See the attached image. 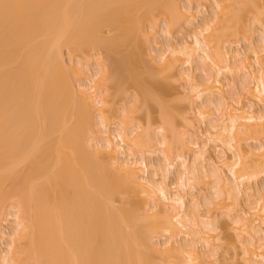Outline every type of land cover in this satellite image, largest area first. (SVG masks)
<instances>
[{"label": "bare ground", "instance_id": "1", "mask_svg": "<svg viewBox=\"0 0 264 264\" xmlns=\"http://www.w3.org/2000/svg\"><path fill=\"white\" fill-rule=\"evenodd\" d=\"M178 2L0 0V212L12 201L9 217L14 219L8 230L10 244L0 252V263L153 264L152 256L157 254L167 264L177 253L182 262L176 264H201L202 256L206 263L219 256L217 247L221 246L213 244L215 236L210 233L219 228H214L218 222L213 217L220 211L230 217L227 225L236 226L246 264H264V187L255 194L244 188L264 176L263 0H206L212 3L214 15L194 23L192 43L180 41V50L169 43L171 39L163 47L155 43L160 48L150 59L160 74L177 70L183 80L187 78V100L203 121L207 118L202 122L204 132H193L188 139L179 134L183 148L193 155L192 162L182 154L174 155L172 140L177 127L162 97L153 96L164 97L168 87L147 72L148 67V74L141 75L136 69L142 64L138 39H155V34L148 36L143 30L145 21L151 22L153 31L156 17L165 15L166 34L172 36L173 19L182 18L190 25L198 19L200 6L195 11L189 6L180 8ZM247 20L260 25L262 40L241 53L227 45L242 28L253 30ZM128 46L139 52L131 49L116 59L118 49ZM181 49L184 54L178 53ZM94 51L98 69L84 79L90 86L87 81V85L84 81L72 83L71 71L86 75L81 63L73 66L72 56L89 58ZM64 54L70 57L69 66ZM253 61L258 63L257 73ZM193 62H199L205 74L201 82L181 68L185 64L191 67ZM124 70L128 71L127 82L138 93L133 100L135 110L140 103L149 109L153 103L160 108L163 128L157 141L163 158L156 165L158 170L153 168L154 176L153 172L149 175L145 151L137 150L144 148L147 133L139 131L133 136L134 132L121 127L116 135L109 131L108 84L113 82L117 91L122 90ZM225 89H230L228 94ZM93 113L100 117L96 125L104 128L97 135L92 128ZM210 142L214 143L211 153L210 147L206 150ZM249 142L257 145L250 149ZM178 160L180 169L171 186L166 181ZM221 167L227 168L228 177ZM210 176L215 185L205 199L207 211L200 213L199 194L194 193L186 209L181 190L191 180L199 186ZM241 194L247 197L243 210ZM2 221L0 218V225ZM158 233L166 236L160 245L152 243L151 235ZM181 234L192 241L178 243ZM200 243L208 250L203 248L206 256ZM211 264H216L214 259Z\"/></svg>", "mask_w": 264, "mask_h": 264}, {"label": "rangeland", "instance_id": "2", "mask_svg": "<svg viewBox=\"0 0 264 264\" xmlns=\"http://www.w3.org/2000/svg\"><path fill=\"white\" fill-rule=\"evenodd\" d=\"M191 1H189V0H179L178 3L180 4V8H184L186 6L187 7L189 6L190 8H192V7L195 8L194 9L195 11H196V8H199L197 6H200L199 12H198V16H197L198 19L195 22H192L193 24H191V25L187 24L184 21V19L181 20L182 18L180 20H178L179 18H176L175 20L173 19V21H175V25L176 26L173 27L174 30H172V36H167L168 34H166V32L168 30V27H167L168 26L167 25L168 21H167V17H164L165 15H163V16L160 15V16L156 17V19L154 20L155 22H154V27H153L154 30L153 31H152V28L150 27L151 22L149 23V21H145V24H143L144 25V29L143 30L146 31L148 36L151 35V33L153 35L155 34L154 35L155 39L151 38L149 41H143L142 39H138L137 45H138V48L140 50V55H142V56H140V59L142 60L140 62L142 64L139 63L140 66L138 65L139 67L138 66L136 67L137 71L140 72V73L139 72L138 73L141 74V75H142V73L143 74H148L147 72L151 71L153 76L155 75V78L159 77V80H158V78L156 79L158 82H160L161 84L163 83L164 86L166 85V87H168L169 91H167V93L164 95V97L163 96H159L157 93H153V96H154V98H157V99L159 97L160 98L162 97L163 103L166 104L165 106L166 107L168 106L170 108V110H168V111H170L169 115H170L172 120L174 119V122H173L175 124L174 126L177 127V128H175V134H174V138H173L174 140H172L173 141V145H174V147H173L174 155H181L182 154L186 158H188L187 159L188 161L190 160L189 162H192V159H193L192 156L193 155H191L192 153L189 152L186 148L185 149L183 148V144H182L183 141H182V139L180 137L182 136V137H184V139H188V136L189 135L192 136L191 134H193V132L194 133L195 132L201 133L202 131L204 132V129H205L204 123L206 122L205 120H207V118L203 121L202 117L199 115L198 111H193V107H191V102H188V100H187L188 99V95H186V94H189V92L187 90L189 88L187 87L188 85L186 84L187 78H186V80H183L178 75V73H176L177 70L176 71L173 70V72L171 71L172 73L171 72H169V73L167 72L168 74L165 73V75H163L162 74L163 72H161V74H162L161 75L160 74V68L157 66L156 63H155L156 65H155L154 62L151 61L150 58H152V57H150V56H153V55L155 56L154 53H156L158 51V48H160L161 45H164V44L166 45V43L169 42L168 40H170V39L171 40H170L169 43L175 44L174 45L175 48H178L179 50H180V48H182L180 41L182 42V44H184V41H186V43H188V44L192 43L193 42L192 30L194 29V23H195V25H196V23L200 24L204 20V18L205 19H211L213 17L212 15H214V13H213L214 9L212 8V5H211L212 3L210 4V2H213V1L208 2V4H207L206 0H204L203 2L201 0L200 1L199 0H191ZM199 4H201V5H199ZM262 4L264 5V0H263ZM194 13H196V12H194ZM252 15H251V17H254ZM251 17L248 16L249 19ZM250 20H247V21L249 22ZM252 20H254V18H252ZM261 20H262L261 23L263 22L262 24H263V28H264V16L261 18ZM176 21L177 22L179 21L178 24L176 23ZM250 22H252V21H250ZM253 22L250 23L249 25L253 24ZM245 23H247V22H245ZM173 24H174V22H173ZM247 25H248V23H247ZM245 26H246V24H245ZM253 26L254 27H251V29L253 28V30L251 31L249 29L250 30V31L248 30L249 32H247V31L245 32V30H246L245 27H244V29L242 28L240 30L241 34H240V31H239L240 35H238V37H236L237 39L235 37H233L230 40L231 42L233 41L232 43L230 42L232 45L229 44L227 46H230L231 49L238 50L241 53H246L248 51V49H249L251 44L254 45V46L257 45V44H260L259 42L262 40L261 39L262 38L261 33H259L260 25L257 22H255V25L253 24ZM249 28H250V26H249ZM111 34H113V33H111ZM156 42L158 44L160 43V46L158 48L156 47V44H155ZM179 43H180V45H179ZM131 44H133L134 47L137 46L133 42ZM161 47H163V46H161ZM131 49H133V47H131V46L130 47L128 46V48L127 47L126 48L120 47V49H118V51L115 53L116 56H115V54L114 55L111 54V56L113 55L116 58L119 55V57L116 58V59H118V58H120V56L122 57L124 54L126 55V53L129 50H131ZM155 49H156V52H155ZM135 50H136V52L137 51L139 52L138 49H135ZM179 52H183V54H184V51H182V49H181V51H178V53ZM65 53H67V52H65ZM95 53H96L95 51H94V53L92 52V54H91V56L89 58L85 57V56H82V55H77V56L74 55V56H72L71 59H72L73 66L76 67V66H78L81 63L79 65V67H82L83 68V73L86 74V75L83 74L84 76H82V75L80 76V75L75 74L73 71H71L70 76H71V79H72V83L76 84V83L81 82V81H82L81 83H83L85 78L88 79L87 77L88 76L90 77L92 75V73L94 74V71L96 69H98L97 68L98 67L97 63H98L99 59H98L97 54H95ZM130 53H131V51H130ZM181 55H182V53H181ZM181 55L178 56L180 59L183 58ZM80 56H82V57H80ZM103 56L107 57L105 53L103 54ZM133 56H134V54H133ZM64 58H65L66 64L69 66L70 65L69 63H71V60L69 59L70 58L69 55L64 54ZM253 60L255 61L256 59H253ZM105 63L107 64L109 62H107L105 60ZM196 63H198V64H196ZM254 64H255V70H256V73H257L259 71H257L256 67L259 69V66H256L258 64V63L256 64V62H254L253 65ZM199 65H200L199 62H195V63L193 62V65H191V67L189 65H187V64H185V67H181L182 65H180V67L182 69L184 68V70L187 72V74L188 73H190V74L193 73L192 75H194V77L197 78V79L195 78L196 81L198 80V82H201V81H203V79H204L203 76L205 74H204V72H202V69H200ZM145 67H148L150 70L146 68L147 72H145L146 71ZM180 67L178 66V69ZM181 68L178 71H182ZM225 74H226L227 77L228 76L230 77L229 73L228 74L225 73ZM258 75H259V73H258ZM122 77H123V79H122L123 80V84L122 85L120 83V81L122 82V80H119V83L121 85L120 86L121 88H119V89H122V90L117 91V87L115 86V84L114 85L112 84L113 82L108 84V88H109V90H108V94H109L108 101L109 102H108V105H107V109H108V114L107 115L110 118L109 119V121H110V130L109 131L114 133V135H116L117 130L120 131V130L124 129V130H127L129 133L130 132L131 133L134 132L135 135H133V136H136V134H138L139 131L142 132V133H147V134L149 132L150 134H148V135L145 134L147 138L145 136L143 137L144 144H143V142L141 143V145L143 144L144 148L141 146L143 149L140 147L141 149L137 148V150H140V151L143 150V152L145 151V153H144L145 156L144 157H146L145 159H146L148 165L150 166L148 168V170H149L148 172L150 173L149 175L151 176V174L153 172V176H154V173H155L154 171L158 170L157 169L158 166H156V165L157 164L159 165V161H161L160 159L163 158V153H162L163 148L158 144V142L160 141L159 139H161V137H160L161 135L160 134H161L162 128H163V124H162V122L160 120L161 119L160 108H159L158 104L156 105L155 103L152 104L151 109L146 108L143 104L140 103V105H139L140 108L135 110L134 105H133V100L136 99V97L138 96L137 95L138 93H137L136 89L132 86V84H130L129 81L127 82V80H129L128 79L129 78L128 71L126 73V70H124V72L122 73ZM126 77H128V78H126ZM144 77H146V75H144ZM222 77H223L222 79H224V75ZM85 82L89 85L88 80H85L84 83ZM224 82H226V81L224 80ZM86 83L84 85H87ZM236 83H237L236 84L237 87L240 88V86H238L240 84V80L237 79ZM89 86H88V88H89ZM252 86H253V82H252ZM238 88H237V91L238 90L240 91L241 89H238ZM227 90L230 91V89H227ZM227 90L225 89V92L228 94ZM230 95L231 94H229V96ZM186 96H187V98H186ZM197 103L201 104V102L198 101V100H197ZM231 103H232V101H231ZM232 104H234V102ZM128 109H129V111L133 109V110H135V112L131 113V114L129 112V114H130V116H129V114L127 112ZM257 109H259V108H257ZM95 113L97 114V112H95ZM125 113L128 114V115H125ZM215 113H213V114L215 115ZM96 114H94V116L92 117L93 118L92 126L95 124L92 127L93 131H94L93 132L94 135L99 134L98 131H100V132H101V130L104 131V128H102L101 125L100 126L96 125V122H98V125L100 123V119H99L100 117H96L97 116ZM172 114H173V116H172ZM216 115H219V113L217 112ZM216 115H215V117H216ZM125 120H126V123H125ZM185 120H187L188 123L185 124V122H187ZM123 121H124V124H123ZM202 122H204V123H202ZM188 124L190 125V127H188ZM176 129H177L178 132L176 131ZM143 130L146 131V132H144ZM115 131H116V133H115ZM136 131H138V132H136ZM101 133H100V135H101ZM157 140H159V141H157ZM117 141H119V139ZM153 141H155V143ZM147 143H149V144H147ZM251 143L249 142L248 144L250 145ZM146 145H148V146H146ZM249 145H248V147H249ZM254 145H257V144L256 143L255 144L252 143L250 145V149L251 148H255ZM209 147L212 150L209 149ZM213 147H214V143L210 142V144L208 143V147H206V150L209 149L208 150V151H210L209 153L214 152L213 151L214 150ZM135 150H136V148H134L132 151L135 152ZM126 152L129 154L131 152V150H130V152L129 151H126ZM134 152H131V153H134ZM137 153L140 154V152L136 151V154ZM229 153L231 154V152H229ZM229 153H227V154L229 155ZM128 154H124V155H126V157H127ZM209 155L210 154H207V156H209ZM228 155H226V156H228ZM136 156L140 157L139 155H136ZM123 157H125V156H122L121 158L123 159ZM179 164H180V161L179 160L176 161L175 166H174L176 169L174 168V169L170 170L171 174L169 175V177H168V179L166 181V183L168 185L172 186L173 182L176 183V180H175V178H176L175 176L176 175L175 174L177 172L176 170L180 169V168H178V167H180ZM152 165H153V167H152ZM155 167H156V169L154 170L153 168H155ZM220 169H221V172H223L222 174L225 173L224 174L225 176L228 177L230 175L228 170H226L227 169L226 167H223V168L221 167ZM209 178L210 179L204 178L199 183L200 185L198 184L199 186H197L195 180L194 181L191 180L190 181V185L187 188H184V190L183 189L181 190L182 191L181 196L184 197V202H185L184 204H186L185 205L186 209H188V207L190 205V202H191L190 199H192V198H190L191 194L194 193V194H199V200H200V205H201V206H199V208H200L199 210H201L200 213H204V212L207 211V206L205 205V199L210 197V193L213 191L212 184L215 183L214 177H213V179L211 178V176ZM250 184H246L244 188H245V190L246 189L247 190L251 189L252 193L255 194V191L257 192V190L259 191V189H263L262 187H264V176L263 177L261 176V178H259L257 180V182L253 181ZM248 191L251 192L250 190H248ZM246 199H247V197L244 194H241L240 197H239V200H240L239 203L242 204L241 207L243 206L242 210L245 209L244 206L246 204ZM10 202L12 203V201L7 202L8 204L6 203V205L4 206L3 211L0 212L1 220H3V221L7 220L6 223L2 221L1 225H0V227H1L0 228V237H2V238H0V249H1L0 252L1 253L3 251H5V250H8L7 246L10 244V243L9 244L7 243L9 241V239H10V236H8V234L10 232L8 230H11L9 228L11 227L10 225H13L12 222L14 220L11 216L9 217L10 213L13 212V209L10 207V206H12ZM262 205H264V203ZM116 206H120V203H117ZM259 207L261 208L262 206L259 204ZM211 208L213 209V207H211ZM214 212H215V210L213 211V213ZM220 213H225V212L216 211L214 213V217H213L215 219V221H216L215 223L218 222L217 226L214 225V226H216L214 228H217V227H219V228H217L216 231H213L214 233L213 232L210 233V235L215 236V238H214L215 241H213L214 243L213 242L212 243L215 244L216 247H217V245L221 246V247H217V251H218L219 256L216 255V258H213L215 263L217 264L216 261H219L218 264H246V260L245 259H247V257L244 254V251H242L243 249H242V247H241V245L239 243L238 235H237L238 233H236L237 231H235L236 230L235 229L236 226H233L234 227L233 228L232 226L227 225V224H230L229 220H231V219L228 220V218H230V217H228V216L226 217V215H223V214H220ZM212 215L213 214L211 213V216ZM210 228L213 229V227H210ZM262 228L264 229V227H262ZM151 236H153L152 243L154 241V243H156V245H157V243L159 245L161 243L163 244V242L166 241V236H164V235L161 236V234L159 236V233H158V235H153L152 234ZM180 237H181V239L178 238V241H180L178 243H180V244H181V242H182V244H184L185 242L187 243V240H189L190 242L192 241L191 240L192 238L190 236L186 237V236L181 234ZM151 239H152V237H151ZM189 241H188V243H189ZM201 246H204V245L201 244L200 247ZM204 247H206V246H204ZM197 248H199V246ZM203 248L201 247L202 250L199 248L202 251V255H204L203 254L204 251H206V252L208 251L206 248H204V251H203ZM200 250H199V253H200ZM206 252H204L205 256L208 253V252L207 253ZM177 254L176 255L171 254V255H173V257L171 258V260L169 258V262L170 263H167V264H176L179 261H181L182 257L180 258L179 257L180 255L178 254L179 255L178 256ZM199 255L201 256V253ZM152 257H153L152 260H154V263L152 262L153 264H163L162 261H161L162 259L159 258V256L157 254L153 255ZM217 257H218V259H217ZM204 259H206V258H204L203 256L200 258V260L204 262L203 263V262L200 261L201 264H211V261L213 260L211 258V261L209 259V261H207L205 263ZM26 262L27 261H23L22 264H32L31 261H28L27 263ZM208 262H210V263H208ZM0 264H2V263H0Z\"/></svg>", "mask_w": 264, "mask_h": 264}]
</instances>
